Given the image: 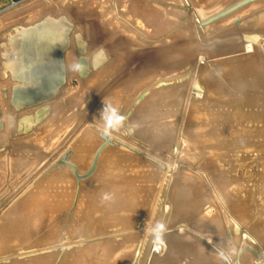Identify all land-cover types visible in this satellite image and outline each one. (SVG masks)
Segmentation results:
<instances>
[{
	"label": "rangeland",
	"instance_id": "374dc122",
	"mask_svg": "<svg viewBox=\"0 0 264 264\" xmlns=\"http://www.w3.org/2000/svg\"><path fill=\"white\" fill-rule=\"evenodd\" d=\"M238 1L241 0H230L216 11ZM263 1L255 2L232 14L233 19H230L232 16L230 15L218 21L219 23L216 22L214 25L204 28L200 27L196 21L197 19L191 16L192 14H190L191 12L183 0H8L0 6V30L19 21H35L45 14L49 15L45 19L54 16L53 19L57 20L58 17L56 16H62L73 25L74 31L80 36L78 45H81L85 50L82 54L77 45L78 75L77 78L70 81L69 89L66 88L64 96L60 99L62 103L59 101L56 106H52L49 122L47 121L48 123L46 122L47 124L45 123L46 125L43 127H48L49 132L45 131V133L43 131L45 134L39 136V132H36L41 129L42 125L34 131L36 134L31 133L34 134L32 140L24 143V146H26H23L25 149L24 156L29 163L20 162V165L17 164L18 168L14 166L13 168H16V170L21 169L15 173L7 169L5 164V173L0 171V225L3 223L2 219L11 212L14 205L23 196L27 195L44 176L51 172L50 169L55 163L60 162L61 158L68 152H73L74 144L84 131H92L102 143V139L98 134L104 128L100 113L105 105H112L111 102L114 104L113 107L117 108L119 113L125 117V120L118 130H111L108 135L142 153V156H140L131 150L130 153L127 152L150 165L158 173L157 178L153 180L151 200L148 199L146 214L137 216L133 222L128 219L129 223H126L127 220L123 219V216H126V211L122 212L123 216H119L123 221L115 219L114 209L117 208L109 206V210V207L106 206L108 209L102 211V214H104L96 215V218H94V225L97 227L94 231L90 230L89 225L92 221H87L82 213L83 210H79L78 214L77 208L72 211L73 206L71 205L65 206L63 210H59L58 214L54 213V215L53 210H48L46 216H43L44 218L47 217L45 219L46 223L42 226V214L41 219L38 215L33 217L29 227L25 222L27 218H23L24 222L22 221V223L25 224L23 233L25 235H19L18 232L11 235L13 238L18 239L17 241L14 240L15 243L11 240L5 242L0 239V264H26L35 259H43L42 256H38L41 254H44L43 257L48 259L49 263L46 264H70L71 262L81 264L83 261L86 264H89V262L91 264L92 262L93 264H109V262H115L117 259L122 258H126L125 264H129L130 261L131 264H264V237H261L264 234V225L260 223L264 219V202L259 197L258 187L262 183L261 177L264 175V155L258 156L255 153L256 151H251L248 155H243L245 157L243 163L245 167L232 165L229 172L220 173L221 170L218 171L217 168L209 166L211 149L200 147L197 149L190 148L189 150L190 145H188L193 136L190 118L192 112L196 114V110H198L194 108V105L206 104L209 125L216 130L214 138L220 143L229 145L232 142L231 135L239 130V127L241 128V126L237 127L229 120L235 111L237 101L242 99L244 95L253 94L264 99V94L260 92L245 93L243 83H238L235 78L226 77L218 69L220 63L231 59L253 56L258 50L264 54V39H260V36H264L263 31L240 30L248 23L249 18L252 19V16L253 19L259 17L261 12L264 14ZM189 2L193 8L192 12L198 9L195 0H189ZM254 7H257V9L255 10ZM247 11L249 12L247 13ZM16 13H23V16L18 15L20 18L8 19L10 15ZM234 15H238V18ZM255 15L256 17H254ZM193 19L195 20L194 23ZM243 21L244 23H242ZM194 25L196 26L195 29L193 28ZM212 27H216V29H211ZM200 29L202 32H200ZM248 32L251 33L248 34ZM249 47H252L250 52H248ZM157 50L167 51L168 57L155 62L149 55ZM106 53L109 54L103 58L104 60L97 66H92L95 54V58H97ZM142 54L148 56L141 59L139 56ZM82 56L88 58L91 64L89 68L90 75H100L98 73L106 69H108V72L103 76H98V78L89 75V81L87 78H82L79 73V60ZM184 56L186 57L184 58ZM202 68L209 71L213 86H216V90L209 93L211 95L210 99L207 96L208 93L200 89L198 85V71ZM170 72L173 76L169 75ZM186 76H188L190 82L186 79ZM173 79H176V81H173ZM192 81L194 82L192 83ZM177 83L180 85L179 88ZM182 84H185L184 87H182ZM164 85H167V89L164 88ZM154 87L158 89L155 90ZM170 87L171 92H168ZM190 88L192 89L190 90ZM172 89H175L174 92ZM160 93H167V95L161 94L159 97ZM184 93L189 94V97L185 96ZM170 96L173 100L171 101L172 105L167 104L166 106L165 103L166 101L169 103ZM177 96L178 101L176 100ZM154 97H158L159 102L157 101V105L156 103L151 104ZM186 97L189 99L187 100ZM180 100L185 102H180ZM186 100L188 103H186ZM173 102L178 103L180 106L178 104L174 105ZM160 103L167 108H164L163 105L161 107ZM182 103H185V106ZM156 106H159V109ZM170 106L174 108H170ZM176 108L182 111L179 113ZM165 109L169 113L168 115ZM173 114L175 115L173 116ZM179 118H182L181 121ZM14 120H17V118H14ZM14 120L11 122V126L20 135V127L19 125L14 126ZM160 123H162V126ZM246 125L247 123H243L242 127ZM181 135L184 139L181 138ZM138 136L139 140L137 139ZM8 137L0 145V155L4 156L3 161L0 159V162L3 163H6L10 157L14 158L16 152L23 149V147H20L22 143L18 140L12 142V136ZM198 138L202 140V137ZM18 139H21V136ZM183 140L185 141L183 142ZM254 142L257 143V141ZM162 145L163 148L160 147ZM239 147H227V150L232 155H237L241 151L238 150ZM125 149L127 150V148ZM174 158L176 159L174 160ZM34 162L38 164L36 165ZM6 164L8 165V163ZM27 164L28 166H26ZM66 171L70 172L69 170ZM61 172L58 171V173ZM203 174L205 175L203 176ZM69 175L76 187V179L73 175ZM207 177L212 181H208ZM75 190L74 188L73 197L76 200ZM47 205L51 206V204ZM186 205H195L198 209L192 211V214L189 215V210L184 209ZM69 214H72V218H69ZM226 214L228 216H225ZM129 217L133 216L130 215ZM72 224L78 225H75L78 228L76 231L72 232V229H74ZM228 226L232 227L229 229ZM16 230H18V227H16ZM53 231L57 232V238L50 242L44 241L43 237ZM132 238H135L136 241ZM129 239L134 242L129 241ZM111 244L112 247H110ZM125 244L127 245L125 246ZM118 245L122 247V250ZM108 247L114 248L112 249L114 254L110 253L111 255H109ZM156 247L160 248V252H155ZM117 248L119 253H117ZM85 250H89L88 255L90 257L89 259L85 257L84 260ZM220 250L231 253L230 260H224L220 256ZM72 254H77L75 260H71ZM245 254L250 255L251 258ZM96 259H98V262ZM94 260L96 261L94 262ZM127 261L129 262L127 263Z\"/></svg>",
	"mask_w": 264,
	"mask_h": 264
},
{
	"label": "bare ground",
	"instance_id": "6f19581e",
	"mask_svg": "<svg viewBox=\"0 0 264 264\" xmlns=\"http://www.w3.org/2000/svg\"><path fill=\"white\" fill-rule=\"evenodd\" d=\"M185 2V0H183ZM197 2V7L198 9H196L195 11H190L192 14L191 16L194 17V19H201V15L205 16L207 13H212L214 11H216V9H219V7H221L223 4L227 3L228 1L230 0H195ZM261 1V0H260ZM259 1V2H260ZM70 2V1H68ZM67 2V3H68ZM121 2V1H120ZM264 2V1H263ZM73 3V2H72ZM70 4V3H69ZM260 5V3H258ZM133 5V4H132ZM136 5V4H135ZM134 5V6H135ZM150 5V4H149ZM185 5H186V2H185ZM140 6V5H139ZM61 7V6H60ZM158 7V6H157ZM262 7V5H261ZM146 8V7H145ZM188 8V7H187ZM255 8V7H254ZM257 9V7L255 8V10ZM180 10V9H179ZM253 10V9H252ZM51 11V10H50ZM183 11V10H182ZM47 12V11H46ZM44 12V13H46ZM140 12V10H139ZM249 11H247L248 13ZM54 13V12H52ZM141 13V12H140ZM144 13V12H143ZM246 13V14H247ZM162 14V13H161ZM171 14V13H170ZM181 14V13H179ZM186 14V13H185ZM245 14V13H244ZM243 14V16H244ZM259 14V13H258ZM128 15V14H127ZM189 15V13H188ZM208 15V14H207ZM240 15V14H238ZM237 15V16H238ZM257 15V14H256ZM256 15L254 17H256ZM260 15V14H259ZM258 15V16H259ZM49 16V15H48ZM46 14L44 16L41 15V17H39V19L35 20V21H32V22H26V21H21V22H18V23H15L11 26H5L3 27L1 30H0V106H1V109H2V114H3V119H2V122L5 123V129L2 131L0 130V137L4 139H8L9 137L8 136H12L13 140H11L12 142H20L22 143L20 147H23L25 144L24 143H27L28 141H31L32 140V135L38 133L39 136L41 134H45L46 132H49V129L48 127L47 128H43L46 124H42L41 126V129H39L36 133L34 134H29V135H19L17 134V130L15 128H13L11 126V122L14 120V118H17V120H14V126L16 127V122L19 120H22L23 118L27 117V116H31L32 114H34L39 108H34V109H30V110H23L21 112H16L14 110V108L10 105V101L9 100H5L4 99V94H3V89L6 88L8 89L9 91V94L11 95V90H12V87L16 85L15 82H13L12 80V73H13V63L10 61L8 63V61L6 60L7 59V52L6 50H4V44H6L4 41L6 40V35L7 33H9V36L10 34L14 32L15 28H21V27H31V26H34L36 23L38 22H41L43 21L46 17H48ZM176 16V15H174ZM235 16V15H234ZM235 16V17H237ZM241 16V15H240ZM54 18V16H52ZM58 17L57 19H59L60 17L62 16H56ZM233 15L231 16L230 19H233L232 18ZM238 18V17H237ZM186 19V18H185ZM192 19V18H191ZM193 19V23H194V20ZM229 19V18H228ZM28 20V19H26ZM136 20V19H135ZM158 20V19H157ZM187 20H188V17H187ZM196 20V21H197ZM143 21V20H142ZM141 21V22H142ZM160 21V20H159ZM228 21V20H227ZM226 21V22H227ZM136 22V21H135ZM158 22V21H157ZM178 22V21H177ZM225 22V24H227ZM228 22H231L230 20ZM248 23H246L243 27H241L240 30H246V31H263L264 33V14H262L261 12V15L259 17H256L253 19V16H252V19H248L247 20ZM153 23V22H152ZM160 23V22H159ZM169 23V22H168ZM179 23V22H178ZM185 23V22H184ZM219 23V22H218ZM217 23V25H218ZM223 23V22H222ZM220 23V24H222ZM244 23V21L242 22ZM241 23V24H242ZM167 25V23H165ZM143 25V24H142ZM163 25V24H162ZM189 25V24H188ZM214 25V24H213ZM215 24V26H217ZM165 26V25H164ZM163 26V27H164ZM168 26V25H167ZM170 26V25H169ZM219 26V25H218ZM222 26V25H221ZM162 27V26H161ZM195 25H194V29H195ZM167 29V28H166ZM193 29V30H194ZM199 29V28H198ZM211 29H216L215 28H211ZM230 29V28H229ZM228 29V30H229ZM189 30V29H187ZM201 30V29H200ZM204 30V29H203ZM146 31V30H145ZM152 31V30H151ZM158 31V30H157ZM184 31V30H183ZM137 32V31H136ZM144 32V31H143ZM182 32V31H181ZM180 32V33H181ZM192 32V31H191ZM197 32V31H196ZM195 32V33H196ZM202 32V30L200 31ZM222 32V31H221ZM112 33V31H111ZM189 33V32H187ZM193 33V32H192ZM208 33V32H207ZM251 32H248V34H250ZM203 34V33H202ZM201 34V35H202ZM206 34V33H205ZM116 35V34H115ZM154 35V34H153ZM164 35V34H163ZM185 35V34H184ZM200 35V37H201ZM208 35V34H207ZM206 35V36H207ZM213 35V34H212ZM210 36V35H209ZM188 38V37H187ZM190 38V37H189ZM259 38V37H258ZM264 39V36H260V39ZM72 47L67 51L66 53V64H67V70H68V80H67V84L66 86L61 90L60 92V95L57 97V99H55L54 101H52L51 103L47 104V105H44V106H56L58 104L59 101H61L60 99L64 96V92L66 90V88L69 87L70 85V81L73 79V78H77V75H78V69H77V55H78V43L80 42V36L77 34L76 31H73L72 32ZM169 40V39H168ZM148 41V40H147ZM184 41V40H182ZM178 43V42H177ZM156 44V43H155ZM78 45V46H77ZM135 45V44H134ZM166 45V44H164ZM170 45V44H169ZM168 45V46H169ZM158 46V45H157ZM163 47V46H161ZM248 47V46H247ZM252 49V47H249L248 49V52H250ZM247 51V50H246ZM109 53H106V54H103V55H100L99 57L95 58L96 57V54H95V57L93 58V64L92 66H97L102 60H104L103 58H105ZM167 54V51H155L153 52V54L149 55L153 58V60H155V62H158L160 60H164L168 57V54ZM162 55V57H161ZM146 56L148 55H145V54H142L141 56H139V58L141 59H144ZM186 56H184L185 58ZM164 58V59H163ZM171 58V57H170ZM88 60V58H86ZM260 59V60H259ZM203 60V59H202ZM205 61V60H204ZM89 62V60H88ZM202 63V62H200ZM204 64V63H203ZM90 62H89V67H90ZM218 69L222 72V74H224L226 77L228 78H235L236 81L238 83H243L244 86H243V89H244V92L245 93H254V92H260L261 94H264V54L258 50L256 51V54L253 55V56H246V57H243V58H239V59H231V60H228V61H225L223 63H220L218 65ZM132 70V69H131ZM177 70V69H176ZM105 71V72H104ZM172 71V70H171ZM108 72V69L106 70H103L101 71V73H98L100 75H90L91 72H90V77H96L98 78V76H103L105 73ZM132 72V71H131ZM80 74H82V72L80 71L79 72ZM162 73V72H161ZM176 73V72H175ZM165 74V73H164ZM168 74V73H167ZM89 75L86 77L87 80L89 78ZM170 76L172 75L171 72L169 74ZM188 75V74H187ZM191 75V74H190ZM193 75H194V72H193ZM173 76V75H172ZM175 76V75H174ZM195 76V75H194ZM163 77V76H161ZM165 78H167L166 76H164ZM169 77V76H168ZM177 77V76H176ZM183 77V76H182ZM187 80H188V76H186ZM97 78H94V79H97ZM174 78V77H173ZM194 78V77H193ZM156 79V78H155ZM169 79V78H168ZM167 79V81H168ZM185 79V81H186ZM194 80V79H192ZM89 81V80H88ZM163 81V80H162ZM161 81V82H162ZM166 80L164 79V82ZM170 81V80H169ZM173 81H176V79H173ZM183 81V80H182ZM181 81V83H182ZM189 81V80H188ZM187 81V83H188ZM198 81H199V87L200 89L206 91L208 93V97L209 99L211 98L210 96V92H214L216 90V86H213V81L211 79V74L209 73L208 70H205V69H199L198 71ZM94 82V81H93ZM157 82V81H156ZM190 82V81H189ZM194 81H192L193 83ZM90 83V82H89ZM92 83V82H91ZM110 83V82H109ZM158 83V82H157ZM156 83V84H157ZM159 83H160V80H159ZM180 83V82H179ZM185 83V82H184ZM187 83H186V86H187ZM137 84V83H136ZM173 84V83H172ZM175 84V83H174ZM178 84V83H177ZM87 85L90 86V84L87 83ZM184 87L185 84H182ZM193 85V84H192ZM191 85V86H192ZM159 86V85H158ZM173 86V85H171ZM175 86V85H174ZM177 86V85H176ZM179 84H178V88H179ZM185 86V87H186ZM189 86V85H188ZM242 86V85H241ZM161 87V86H159ZM166 87L167 89V85L165 86L164 85V88ZM181 87V88H182ZM89 88V87H88ZM155 88V87H154ZM162 88V87H161ZM176 88V87H175ZM176 88V89H178ZM218 88V87H217ZM69 89V88H68ZM67 89V90H68ZM158 89V88H155V90ZM163 89V88H162ZM169 89V88H168ZM192 88H190L191 90ZM118 90V89H117ZM117 90H116V93H117ZM123 90V89H122ZM121 90V92H122ZM125 90V89H124ZM123 90V91H124ZM170 91L168 92H171V87L169 89ZM173 90V89H172ZM175 90V89H174ZM173 90V92H174ZM183 90V88H182ZM186 90V89H185ZM184 90V92H185ZM188 90V88H187ZM186 90V91H187ZM189 90V91H190ZM120 91V90H119ZM126 91V90H125ZM135 91V90H134ZM165 91V89H164ZM181 91V89H180ZM71 92V91H70ZM153 92V91H152ZM158 92H162V91H158ZM172 92V93H173ZM177 92V91H176ZM193 92V91H192ZM115 93V94H116ZM131 93V92H130ZM187 93V92H186ZM69 94V92H68ZM73 94H77V93H73ZM155 94V93H154ZM162 93L159 94V97ZM167 95V93H165ZM165 94H162V95H165ZM175 94V93H174ZM173 94V96H174ZM185 94V93H184ZM119 94L117 93V96ZM123 96V93L121 94ZM120 95V96H121ZM156 95V94H155ZM170 95V94H169ZM176 95V94H175ZM180 95V93H179ZM178 95V96H179ZM189 95V94H188ZM185 94V96H188ZM70 96V95H69ZM157 96H158V93H157ZM178 96H177V101H178ZM197 96V95H196ZM199 96V95H198ZM259 96V95H258ZM258 96H255L254 94L253 95H244L242 99H240L239 101H237V103L235 104V111L234 113L231 115L230 119L231 120V123L233 124H236V126H241V128L239 127V130H237L234 134L231 135L230 139H232V142L227 145L226 143H220L218 142V140H216L214 138L215 136V133H216V130H214V128H212L210 125H209V119H208V111L206 110V104L205 103H202L200 105H194V108L198 109L196 110V114H194V112H192V115H191V118H190V121H191V128H192V138L190 139V147H189V150L190 148L191 149H197V148H200V147H205V148H209L211 149V159L209 161V166L210 167H214V168H217L218 171H220V173H226V172H229L230 168L232 167V165H234L235 167L237 166H241V167H245V164L244 163V160H245V157L243 155H248L249 153L252 152H255L256 154L261 155L263 156L264 155V99L262 97H258ZM75 97V96H74ZM151 97V96H150ZM180 97V96H179ZM189 97V96H188ZM194 97V96H193ZM69 98V97H68ZM67 98V99H68ZM116 98V96H115ZM119 99V97H117ZM123 98V97H122ZM126 98V97H124ZM129 98V97H128ZM158 97H154L153 100H152V103L154 105V103H157L159 102ZM164 98V97H163ZM170 98V99H169ZM167 98L169 99V103L166 101L165 105L167 106V104L169 105H172L171 101H173L171 99V96ZM182 98V96L180 97ZM166 100V98H164ZM187 99V97H186ZM189 99V98H188ZM187 99V100H188ZM112 100V99H111ZM126 100V99H125ZM186 100V103H188ZM65 101V100H64ZM116 101V100H115ZM158 101V102H157ZM164 101V100H163ZM162 101V102H163ZM175 101V99H174ZM182 100H180L181 102ZM118 102V101H117ZM122 102V101H121ZM179 102V103H180ZM182 102H185V101H182ZM57 103V104H56ZM62 103V101H61ZM67 103V102H65ZM174 103V102H173ZM112 106H114L113 102H111ZM175 104H178V103H174ZM183 104V103H182ZM185 104V103H184ZM183 104V105H184ZM65 105V104H64ZM123 105V104H122ZM143 105V104H142ZM164 106V104H162ZM161 103H160V106L162 107ZM179 105V104H178ZM60 106V105H59ZM147 106V105H146ZM166 106H164V108H167ZM180 106V105H179ZM178 106V107H179ZM185 106V105H184ZM204 106V107H203ZM63 107V106H62ZM148 107V106H147ZM151 107V105H150ZM182 107V105H181ZM180 107V109H181ZM156 108L159 109V106ZM170 108H174V107H171ZM183 108V107H182ZM205 108V109H204ZM155 109V108H154ZM169 109V108H168ZM178 108H176L177 110ZM187 109V108H186ZM201 109V110H200ZM163 110V109H161ZM160 110V111H161ZM166 110V109H165ZM171 110V109H170ZM173 110V109H172ZM179 110V109H178ZM185 110V108H184ZM144 111V110H143ZM151 111H153L151 109ZM164 111V110H163ZM169 111V110H168ZM182 111V110H181ZM179 110V113L181 112ZM195 111V110H194ZM145 112V111H144ZM165 112V111H164ZM173 112V111H172ZM174 112H175V109H174ZM159 113V112H158ZM162 113V112H161ZM166 113H167V110H166ZM165 113V114H166ZM183 113L185 114V112L183 111ZM153 114V113H152ZM169 113H167L168 115ZM177 114V113H176ZM182 114V113H181ZM164 115V114H162ZM172 115V114H171ZM175 114H173L174 116ZM96 116H99V115H96ZM154 116V115H153ZM170 116V115H169ZM181 116V115H180ZM183 116V115H182ZM186 116V115H185ZM167 117V116H166ZM183 118V117H182ZM181 118V119H182ZM164 119V118H163ZM180 119V118H179ZM180 119V121H181ZM184 119V118H183ZM96 120V119H95ZM134 120V119H133ZM139 120V119H138ZM149 120V119H148ZM155 120V119H153ZM152 120V121H153ZM162 120V119H161ZM98 121V120H97ZM96 121V122H97ZM135 121V120H134ZM183 121V120H182ZM92 122H93V117H92ZM102 122V120H101ZM163 122V120H162ZM99 123V122H98ZM165 123V121H164ZM182 123V122H181ZM243 123H247V125L245 127H242ZM101 124V123H100ZM159 123L157 122V125ZM161 126H162V123H160ZM183 124V123H182ZM179 125H180V122H179ZM48 126V125H47ZM159 126V125H158ZM156 126V127H158ZM160 126V127H161ZM165 126V125H164ZM169 126V125H168ZM181 126V125H180ZM40 127V126H39ZM153 127V126H152ZM155 127V126H154ZM43 128V129H42ZM91 128V127H90ZM151 128V127H150ZM162 128V127H161ZM161 128H160V131H161ZM169 128V127H168ZM179 128V126H178ZM181 128V127H180ZM87 129V128H86ZM155 129V128H154ZM181 130V129H180ZM179 130V133L181 132ZM43 131L45 133H43ZM99 131V130H98ZM97 131V132H98ZM155 131V130H154ZM178 131V130H177ZM183 131V130H182ZM102 131H99V136L101 135ZM152 132V130H151ZM158 132V131H157ZM172 133V132H171ZM175 133V132H174ZM38 134H37V137H38ZM178 134V133H177ZM185 134V133H183ZM31 135V136H30ZM139 135V134H138ZM21 136V139H18L19 137ZM160 136V135H159ZM168 136V135H167ZM202 137V140L198 137ZM36 137V136H35ZM157 137V135H156ZM169 137V136H168ZM179 137V136H178ZM177 137V138H178ZM11 138V139H12ZM176 138V137H175ZM181 138L184 139L181 135ZM187 138V137H186ZM116 139V138H114ZM139 140V136L137 138ZM179 139V138H178ZM177 139V140H178ZM200 139V140H199ZM229 139V140H230ZM2 140V141H3ZM117 140V139H116ZM175 140V139H173ZM185 140H183L184 142ZM254 141H257L254 142ZM103 140H102V143L100 142L99 140V137L97 135H95L92 131L90 130H86L84 131L80 137L77 139L76 143L74 144L73 146V152L70 156V162H72L73 164H75L79 171H80V174H85L92 166V163H93V160H94V157H95V154L96 152L98 151V149L102 146L103 144ZM143 142V141H142ZM173 142V141H172ZM253 143V144H252ZM146 144V143H145ZM168 144V143H167ZM171 144V143H170ZM1 145V143H0ZM19 145V144H18ZM183 145V143H182ZM185 145V144H184ZM233 146H240L238 150H241L237 155H232L230 151H228L227 149L229 147L233 148ZM26 147V146H24ZM20 149L18 150L15 155V158H19L21 157L22 158V161L21 163H29L27 162L28 159L24 156V153H25V149ZM118 147V148H117ZM154 147V146H153ZM163 148V145L160 146ZM168 147V145H167ZM166 147V148H167ZM228 147V148H227ZM111 148H115V149H111ZM159 148V147H157ZM170 148V146H169ZM50 149H51V146H50ZM49 149V150H50ZM153 149V148H152ZM161 149V148H160ZM168 149V148H167ZM183 149V148H182ZM113 150V151H112ZM117 150V151H115ZM122 150H125V151H122ZM52 151V149H51ZM163 151V150H162ZM166 151V150H165ZM164 151V152H165ZM234 151V150H233ZM50 152V151H49ZM127 152L130 153V150L128 151V149L126 150L125 147L123 146H110L108 147L104 153L102 154L101 158H100V162H99V167H98V171L96 172L95 176L92 178V179H88L84 182L81 183V186H80V193H79V197H78V201L77 203L75 204V197H73V190L74 188L76 189L75 190V196H76V193H77V184H76V187L74 186L73 184V181L71 180V177L69 174L73 175L71 170L66 167V166H62V168H56L55 170L51 171L48 175L44 176L43 179L38 182V184L29 191V193L26 195V196H29L32 194V192L36 189V187H38V185L42 184L43 186V192H44V202L46 204V206H43L41 205V212L39 210V205H38V197L34 195L30 198V199H26L25 203L21 206V208L24 207L25 210H28L30 209L32 206V210H28V211H24V212H21L20 209H15V210H12L11 212V215L12 216H8L6 218V220L8 221H5V225L3 228H2V231L3 229H10L12 228V234L9 235V237H13L11 235H14V234H17V232L20 233L22 232L23 233V227H25V224L24 226L22 227V222L23 221V218H27V220L25 222L27 223H31L33 221V217L35 216H39L40 213H44V208H45V214L48 213V210H53V215L54 213L55 214H58V211L59 210H63L65 208V206H73L72 207V211H74L75 208H77V213L79 214V210H83V214H84V217L87 218V221H89V214L91 212V209H92V206H93V203L92 201L94 202V199H92L93 197V192L94 190H96L99 186V179H100V175L102 176V174L106 173V172H109L110 169L109 167L111 166V163L115 157V155H118L120 156V158L122 159H126L128 161V164L131 165L133 164L134 168H130L128 169V171L126 172V170H124V173L127 174V178L126 180L130 182L129 179L133 178V176H135V172L137 171V181H138V184H137V188L139 189V192H137V196L140 198V203H139V198H134L135 199V203H136V208L138 207V209L136 211H130L128 212V214H126L127 216H134V219L136 216H143L146 214V211L148 210V199L151 200V194H152V190H153V187H152V184H153V180L155 178H157V171L155 169H153L150 165L142 162L141 160H139L137 157L131 155V154H128ZM182 152V151H181ZM180 152V153H181ZM183 153V152H182ZM186 153V152H185ZM162 154V152H161ZM167 154V153H166ZM189 154V153H188ZM1 156V155H0ZM165 156V155H164ZM170 156V154H169ZM182 156V155H181ZM175 157V156H174ZM184 157V156H182ZM181 157V158H182ZM187 157V156H186ZM244 157V158H243ZM180 158V157H179ZM189 158H190V155H189ZM195 158V157H194ZM243 158V160H242ZM176 158H174L175 160ZM179 160V159H178ZM177 160V161H178ZM183 160V158H182ZM181 160V161H182ZM185 160V159H184ZM35 161V160H34ZM38 161V160H36ZM187 161V160H186ZM20 162V161H19ZM184 162V161H183ZM192 162V161H191ZM196 162V160L194 161V163ZM59 162L55 163L58 164ZM175 163H178V162H175ZM174 163V164H175ZM187 163V162H185ZM34 164H36L34 162ZM38 164V163H37ZM36 164V165H37ZM197 163H195L196 165ZM213 164V165H212ZM216 164H220V165H216ZM54 165V166H55ZM170 165V164H169ZM175 166V165H174ZM220 166V167H219ZM136 167V168H135ZM198 167V166H197ZM264 167V165H263ZM213 168V169H214ZM262 167H260L261 169ZM200 169V168H199ZM203 169V168H202ZM66 170H69L70 172L66 171ZM212 170V169H211ZM263 170V168H262ZM58 171H62L61 173H58ZM206 171V170H205ZM260 171V170H259ZM207 172V171H206ZM258 172V171H257ZM202 173V172H201ZM204 173V172H203ZM214 173V172H213ZM206 174V173H205ZM203 174V176L205 175ZM208 174V172H207ZM209 175V174H208ZM209 177V176H208ZM207 177V179H208ZM75 178V177H74ZM212 181L211 179H208V181ZM133 181V180H132ZM261 184L258 185L259 187V197L261 198V200H263L264 202V175H262L261 177ZM211 183V182H209ZM165 186V185H164ZM218 186V184H217ZM184 188V187H183ZM212 189V188H211ZM95 197V195H94ZM150 197V198H149ZM131 201V199L129 197H125L123 200L119 201V203H123L121 205H124V204H128L129 202ZM162 203V202H161ZM47 204H51V206L49 207ZM140 204V205H138ZM190 204H193V203H190ZM189 204V205H190ZM185 206L184 209L185 210H189L190 213H188L189 215L192 214V211H197V207L194 205H191V206ZM224 207V206H223ZM169 208V207H168ZM167 209V208H165ZM154 211V209H153ZM166 211V210H165ZM226 212V211H225ZM25 214V215H21L17 222H18V226H14V225H8L10 223V221L13 222V219H15L19 214ZM168 213V212H166ZM194 213V212H193ZM152 214V213H151ZM71 215V217H70ZM86 215V216H85ZM166 215V214H165ZM46 216V215H45ZM225 216H228L227 214ZM29 218V219H28ZM69 218H72V214H69ZM228 218V217H227ZM226 218V220H228ZM45 219H47V217H45ZM134 219H130L131 222L134 221ZM21 220V221H19ZM230 220V219H229ZM232 221V220H231ZM16 222V223H17ZM229 222V221H228ZM261 224L264 225V219L260 221ZM29 224H26V225H29ZM31 225V224H30ZM76 224H72L73 228L72 229V232L73 231H76L78 228H76ZM231 225V224H230ZM233 226V225H232ZM232 226H228L229 229L232 227ZM16 227H18V230H16ZM22 227V229H21ZM148 227V226H147ZM234 227V226H233ZM90 228V227H89ZM97 228V227H96ZM95 227H91L90 230H94L96 229ZM235 228V227H234ZM233 228V229H234ZM146 230V229H145ZM232 230V229H231ZM234 231V230H233ZM231 232V231H230ZM260 233H262L261 231H259ZM136 233V232H135ZM141 233V232H140ZM27 234V233H26ZM134 234V233H133ZM244 234V233H242ZM22 235H25L24 233ZM237 237L239 238L238 234H236ZM240 235V234H239ZM137 236V235H136ZM139 236V235H138ZM232 236V234H231ZM247 236V235H246ZM133 237V236H132ZM134 237H135V234H134ZM236 237V236H234ZM234 237H232L233 239H235ZM241 237V235H240ZM261 237H264V234L261 236ZM44 238V241L46 242H50L54 239L57 238V232L53 231L51 234L49 235H46L43 237ZM112 238V237H111ZM110 238V239H111ZM145 238V237H144ZM248 238V237H247ZM133 239V238H132ZM135 239V238H134ZM133 239V240H134ZM17 241L18 239H15L13 238L12 242L15 243V241ZM131 239H129L130 241ZM131 240V241H133ZM236 240V239H235ZM238 240V239H237ZM252 240V239H251ZM121 241V240H119ZM118 241V242H119ZM123 241V240H122ZM136 241V240H134ZM133 241V242H134ZM243 241H244V238H243ZM97 242V241H95ZM124 242V241H123ZM127 242V241H126ZM245 242V241H244ZM248 242V241H246ZM250 242V241H249ZM115 243V242H114ZM130 243V242H129ZM128 243V244H129ZM143 243V242H142ZM252 243V242H250ZM110 244V243H109ZM119 244V243H117ZM122 245V243H120ZM138 244V242H137ZM247 244V243H245ZM249 244V243H248ZM87 245V244H86ZM127 244H125L126 246ZM244 245V244H243ZM140 246V245H139ZM99 247V246H98ZM112 247V244L111 246ZM118 247H120V249L122 248L120 245H118ZM124 247V246H123ZM137 247V246H136ZM243 248V247H242ZM72 249V248H71ZM96 249V248H95ZM114 248H109L107 249V251H109V255H111L110 253H113L114 254V250H112ZM118 252L119 253V249L117 248ZM122 250V249H121ZM120 250V251H121ZM141 250V249H140ZM156 253L157 252H160V248H157L155 249ZM242 250V249H241ZM89 250H85L84 251V256H83V259L85 260V257L89 259ZM98 251V250H97ZM136 251V250H134ZM139 251V250H138ZM243 251V250H242ZM249 251V250H248ZM88 252V253H87ZM94 252H96V250H94ZM245 253V252H244ZM250 253H252L250 251ZM78 254V253H77ZM72 254L71 255V260H75L74 258L77 256ZM112 254V255H113ZM134 254V252H133ZM261 254V253H260ZM44 255V254H43ZM43 255H38V256H42L43 259H35L34 261H31L29 263H26V264H46V263H49L48 259L47 258H44ZM93 255H95L93 253ZM118 255V254H117ZM243 255V253H242ZM246 255V254H245ZM248 255V254H247ZM246 255V256H247ZM255 255V254H254ZM253 255V256H254ZM262 255V254H261ZM45 256H47L45 254ZM51 256V255H50ZM100 256V255H99ZM120 257V255H118ZM250 256V255H248ZM247 256V257H248ZM36 257V256H35ZM116 257V256H115ZM34 258V257H32ZM40 258V257H39ZM108 258V257H106ZM112 258V257H111ZM121 258V257H120ZM246 258V257H245ZM251 258V256L249 257ZM255 258V256H254ZM104 259V258H102ZM110 259V258H109ZM132 259V257H131ZM247 260H249L248 258H246ZM253 259V257H252ZM251 259V260H252ZM258 259V258H256ZM28 260H30L28 258ZM32 260V259H31ZM82 260V259H80ZM97 262H98V259H96ZM94 260V262L96 261ZM108 260V259H107ZM93 261V260H92ZM91 261V262H92ZM103 261V260H102ZM133 261V260H132ZM138 261V260H137ZM250 261V260H249ZM257 261V260H255ZM260 261V260H259ZM84 262V263H83ZM81 262V264H86L85 261ZM129 261H127L128 263ZM245 263H247L246 261H244ZM253 262V260H252ZM258 262V261H257ZM264 262V261H263ZM126 263V258H122V259H117L115 262H109V264H125ZM70 264H74V262H71ZM80 264V263H79ZM89 264H91L89 262ZM93 264V262H92ZM95 264V263H94ZM101 264V263H100ZM131 264V261L130 263ZM248 264V263H247ZM250 264V263H249ZM253 264V263H251ZM255 264V263H254ZM263 264V263H262Z\"/></svg>",
	"mask_w": 264,
	"mask_h": 264
},
{
	"label": "water",
	"instance_id": "95a60500",
	"mask_svg": "<svg viewBox=\"0 0 264 264\" xmlns=\"http://www.w3.org/2000/svg\"><path fill=\"white\" fill-rule=\"evenodd\" d=\"M260 0H241L226 8L215 11L208 15H201L197 20L200 27L204 28L212 25L239 10ZM190 11L193 8L189 0H185ZM73 25L66 18H47L27 28H17L7 39L4 50L7 52V61L13 63L12 80L16 83L12 87L11 95L8 89H3L4 99L10 101V105L16 112L39 108L31 116L18 120L20 135H29L39 126L44 124L52 114L51 106H44L60 95L61 90L66 86L68 80V70L66 64V53L72 47ZM80 52H85L79 46ZM82 78H86L90 73L89 62L82 56L79 60ZM3 114L0 106V130L5 129L2 122ZM101 133V132H100ZM104 141L95 154L91 168L80 174L78 167L70 162L72 152L64 155L60 162L53 166L50 171L62 166L68 167L77 181V193L75 204L78 201L81 183L90 179L97 172L99 162L104 151L110 146H123L132 152L142 156L134 148L114 139L110 135H100ZM49 171V172H50Z\"/></svg>",
	"mask_w": 264,
	"mask_h": 264
},
{
	"label": "crops",
	"instance_id": "0c3cea01",
	"mask_svg": "<svg viewBox=\"0 0 264 264\" xmlns=\"http://www.w3.org/2000/svg\"><path fill=\"white\" fill-rule=\"evenodd\" d=\"M6 1L8 2V0H0V6L4 5L6 3ZM22 14L23 13H21V14H17L16 13L14 15H10L8 17V19L11 20V18H16V19L20 18V16H18V15L23 16ZM19 22H21V21H19ZM16 23H18V22H16ZM8 38H9V33H7V35H6V38H5L6 40L4 41L5 43H8L7 42ZM2 140H3V138L0 137V143L2 142ZM0 159L3 161L4 156L1 155ZM19 161L21 162L22 158L21 157L15 158V156H14V158L10 157L8 159V161H6V163H8V165L6 163L0 162V171L5 173V169L6 168L10 169L13 173L17 172L18 170H21V169H17L16 170V168H13L14 166H16L17 168L19 167V166H17V164L20 165ZM4 164L7 166L6 168L4 167L5 166ZM26 166H28V164ZM130 168H134L133 164L129 165L128 161L126 159H122V158H120V156L115 155V157H114V159H113V161L111 163V166L109 167L110 171L102 174V176L100 175V179L98 181L99 182V185H98L99 187L96 190H94V192H93V194L95 195V197H94V195L92 197V199H94V202L92 201L93 206H92L91 212H90V214L88 216V218H89L88 222L92 221L90 223V225H89L90 228L91 227H96V225H94L95 224L94 218H96L95 216L102 214V211H104V209L107 210L108 209L107 207H109V206H113V207L117 208V209H114V216H115L114 218L118 219L120 221H123V220H121V217H119V216H123L122 215L123 211H126L127 212L126 214H128V211L129 212L130 211H136L138 209V207L136 208V203H135V199H134L136 197L139 198L137 196V192H139V189L137 188V184H138L137 171L135 172V176H133V178L129 179L130 182L126 180L127 174L124 173V170H126V172H127L128 169H130ZM33 195H34V197L35 196L38 197V205H39V210L41 212V205L46 206V204L44 202V192H43L42 184L38 185V187H36V189L32 192L31 195L23 196L22 199L20 201H18L14 205L12 210L20 209L21 212L32 210L33 206L30 209H28V210H25L24 207L21 208V206L25 203L27 198L30 199ZM125 197H129L131 199V201L127 204L129 206L123 207L121 205L123 203H119V201L123 200ZM139 203H140V198H139ZM124 205H126V204H124ZM138 205H140V204H138ZM12 210H11V212H12ZM109 210H110V207H109ZM11 212L9 214H7V216H5L2 219L3 223H1V225H0V239H2L5 242H7L8 240H11V241L13 240V237L12 238L9 237V235L12 234V232H11L12 228H10V229L7 228L6 230L3 229V231H2V228L5 226L3 224H5V221H8V220H6V218L9 215L12 216ZM43 212L44 213H42V219H41V213L39 215V218L41 220H43V221L40 220L41 221V226L46 223V220L43 217V216H45V208H44ZM21 215H25V214H21L20 213L15 219H13V222L10 221V223L8 225H11V226L12 225H14V226L17 225L18 226L17 220H18V218ZM123 217H124L123 219L127 220V221H125L126 223H129L128 219H134V216L133 217H129L127 215L126 216L124 215ZM19 221H21V220H19ZM23 222H24V220H23ZM27 224H29V223H27ZM29 225H28V227H29ZM23 226H24V224L22 225V227ZM20 234L22 235L23 233L21 232Z\"/></svg>",
	"mask_w": 264,
	"mask_h": 264
},
{
	"label": "clouds",
	"instance_id": "9594fccd",
	"mask_svg": "<svg viewBox=\"0 0 264 264\" xmlns=\"http://www.w3.org/2000/svg\"><path fill=\"white\" fill-rule=\"evenodd\" d=\"M100 119L104 123V128L101 134L107 135L111 130H118L122 126L125 117L119 113L117 108L112 105H105L100 113ZM220 256L228 261L230 260L231 253H225L223 250H220Z\"/></svg>",
	"mask_w": 264,
	"mask_h": 264
}]
</instances>
